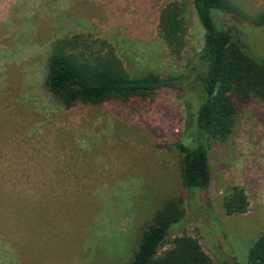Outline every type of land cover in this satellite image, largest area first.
Returning a JSON list of instances; mask_svg holds the SVG:
<instances>
[{"label":"rangeland","instance_id":"374dc122","mask_svg":"<svg viewBox=\"0 0 264 264\" xmlns=\"http://www.w3.org/2000/svg\"><path fill=\"white\" fill-rule=\"evenodd\" d=\"M172 1L0 0V264H130L168 203L184 219L159 252L187 236L213 264L246 263L264 233V102L250 99L229 139L208 143L210 186L186 192L171 147L185 137L178 92L63 109L43 87L50 44L75 34L105 40L131 77L181 73L203 30L191 9L185 54L173 59L157 33L159 9ZM228 1L241 15L233 35L264 60V29L252 23L264 0ZM233 186L248 196L245 214L222 208Z\"/></svg>","mask_w":264,"mask_h":264},{"label":"trees","instance_id":"16d2710c","mask_svg":"<svg viewBox=\"0 0 264 264\" xmlns=\"http://www.w3.org/2000/svg\"><path fill=\"white\" fill-rule=\"evenodd\" d=\"M191 9L202 27L203 44L179 74L131 77L105 40L90 41L75 34L50 44L43 82L46 92L63 109L80 104L135 103L151 100L159 91L178 92L187 101L185 137L171 147L179 154L181 186L186 192L206 191L210 186L208 143L229 139L239 111L250 99L264 102V60L233 35L238 21L232 17L241 15L228 0H174L161 7L157 33L168 54L183 59ZM225 17L231 27L223 22ZM252 23L264 29V11ZM192 92L194 102L188 101ZM249 206L242 187L233 186L222 197L227 215L245 214ZM183 219L184 212L168 203L142 230L130 264H213L200 243L187 236L174 238L168 249L159 252L172 225ZM245 264H264V233L249 248Z\"/></svg>","mask_w":264,"mask_h":264}]
</instances>
